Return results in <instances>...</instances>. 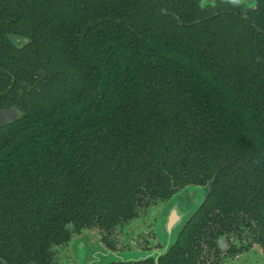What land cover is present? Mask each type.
Here are the masks:
<instances>
[{
	"label": "trees",
	"instance_id": "16d2710c",
	"mask_svg": "<svg viewBox=\"0 0 264 264\" xmlns=\"http://www.w3.org/2000/svg\"><path fill=\"white\" fill-rule=\"evenodd\" d=\"M19 4L47 23L38 39L28 20L19 59L25 71H39L23 118L40 122L22 140L8 129L0 141V215L10 217H0V237L11 227L26 230L18 242L25 256L43 252L53 208L61 220L80 214L91 222L86 199L119 203L150 174L161 185L247 182L264 190V83L257 75L264 50L255 12L229 19L194 12L182 25L143 0ZM246 127L260 140L246 141ZM5 252L0 242V257Z\"/></svg>",
	"mask_w": 264,
	"mask_h": 264
},
{
	"label": "flooded vegetation",
	"instance_id": "af4514ba",
	"mask_svg": "<svg viewBox=\"0 0 264 264\" xmlns=\"http://www.w3.org/2000/svg\"><path fill=\"white\" fill-rule=\"evenodd\" d=\"M19 1L0 0L2 142L8 139L4 131L16 130L7 133L15 141L22 140L28 126L40 122L36 117L30 123L23 118L24 107H29L28 93L38 90L39 71H25L19 59L24 57L20 49L29 41L23 31L29 26L28 20L36 24L38 39V30L47 28V23L39 14L28 12L33 7ZM143 1L158 4L162 12L182 25H188V16L194 12L207 13L210 19L222 15L229 19L233 14L249 18L255 12L257 31L261 32L257 45L264 50V0H188L192 9L183 8L179 0ZM181 15L187 21H182ZM257 75L264 83V69ZM12 124L16 127L8 128ZM243 131L246 141L260 140L261 134L254 133L252 127ZM145 179L151 185H145L146 181L129 185V197L113 198L119 203L111 206L101 203L106 198L86 199V209L93 214L91 222L84 221L80 214L61 220L59 211L53 208L45 220L49 221L48 230L42 233L48 237L39 255L25 256L18 242L26 230L9 228L0 237L6 251L0 260L3 264H264V221L256 217L264 207L263 188L252 190L245 186L247 182L238 188L215 187L210 181L161 185L151 174ZM0 217L10 219L2 214Z\"/></svg>",
	"mask_w": 264,
	"mask_h": 264
}]
</instances>
